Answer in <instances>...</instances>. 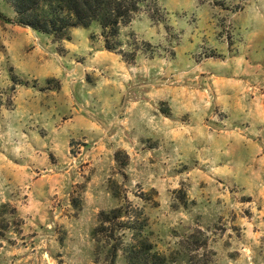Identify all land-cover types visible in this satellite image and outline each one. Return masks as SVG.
Listing matches in <instances>:
<instances>
[{"label": "rangeland", "instance_id": "374dc122", "mask_svg": "<svg viewBox=\"0 0 264 264\" xmlns=\"http://www.w3.org/2000/svg\"><path fill=\"white\" fill-rule=\"evenodd\" d=\"M156 2L122 28L133 63L98 24L55 42L0 18V264H127L131 216L164 264L205 242L200 264H264L263 132L222 139L212 106L197 120L166 100L214 99L251 42L264 71V0ZM0 12L16 19L5 0ZM258 74L231 78L264 99Z\"/></svg>", "mask_w": 264, "mask_h": 264}, {"label": "trees", "instance_id": "16d2710c", "mask_svg": "<svg viewBox=\"0 0 264 264\" xmlns=\"http://www.w3.org/2000/svg\"><path fill=\"white\" fill-rule=\"evenodd\" d=\"M16 12V19L12 20L0 12V18L14 22L23 27L53 36L54 41H62L70 36L73 28H89L93 24L101 27L105 47L108 50L118 51L129 63L135 61V52L131 58H126V53L121 49L120 39L122 28L128 26L141 13L147 12L154 18L156 0H5ZM123 207L113 209L111 212H101L102 225L97 231L104 228L105 222H111V214L116 218L127 214ZM128 221H123L124 230H131V240L124 244V255L127 264H164L165 257L153 251L154 245L150 242L146 224L139 223L134 216ZM133 218V219H132ZM94 233V236H96ZM195 253L190 264H200L199 250ZM121 245L112 248V254L117 255Z\"/></svg>", "mask_w": 264, "mask_h": 264}, {"label": "crops", "instance_id": "0c3cea01", "mask_svg": "<svg viewBox=\"0 0 264 264\" xmlns=\"http://www.w3.org/2000/svg\"><path fill=\"white\" fill-rule=\"evenodd\" d=\"M261 15L263 14L261 13ZM245 47L244 56L238 57L237 63L224 65L222 67L223 74L214 77L212 82L216 94L214 99H189V97L177 99L176 101L174 99H166L171 102L174 116H181L191 112L192 117L200 120L204 118L203 114L206 116L212 111L210 109L212 106V109L214 108L215 111L219 112V120L221 121L220 123L215 121L216 123L213 124L214 131L220 128V131H217V135L222 139H236L238 137L246 139L256 128H259L264 135V99L261 98L263 94L259 95L257 93L258 88L253 86L247 75L245 80L236 81L235 78H231L234 74H251L256 71L259 76H262L261 81L264 82V71H261L260 65L254 64L251 59V55H254L258 49L252 42ZM226 48L229 49L228 46ZM260 55L263 56L264 53L261 52ZM220 145L226 147L228 146V141L226 144L223 140Z\"/></svg>", "mask_w": 264, "mask_h": 264}]
</instances>
